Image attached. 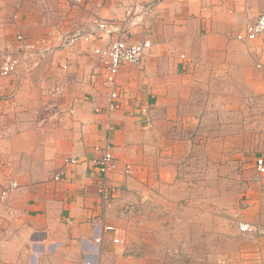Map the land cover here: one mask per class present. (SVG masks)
<instances>
[{
	"label": "crops",
	"instance_id": "1",
	"mask_svg": "<svg viewBox=\"0 0 264 264\" xmlns=\"http://www.w3.org/2000/svg\"><path fill=\"white\" fill-rule=\"evenodd\" d=\"M152 2L0 0V61L11 49L22 63L0 80V264H143L115 242L120 205L139 179L156 176L157 164L169 166L162 158L172 120L178 113L196 120L210 84L243 75L264 91V33L237 38L264 13V0ZM98 20L118 27L98 30ZM116 39H148L152 47L140 64L122 65L121 96L110 108L112 87L94 49ZM107 140L120 167L132 166L130 175L121 168L110 175L113 203L91 165ZM70 157L81 163L67 164ZM13 181L18 186L3 196ZM263 190L244 217L256 230L237 236L245 242L233 254L240 264H264Z\"/></svg>",
	"mask_w": 264,
	"mask_h": 264
},
{
	"label": "rangeland",
	"instance_id": "2",
	"mask_svg": "<svg viewBox=\"0 0 264 264\" xmlns=\"http://www.w3.org/2000/svg\"><path fill=\"white\" fill-rule=\"evenodd\" d=\"M237 80L210 84L196 120L186 123L179 113L172 120L177 125L162 158H170L169 166L157 164L156 176L146 174L135 195L122 199L117 244L125 254L143 264H225L228 258L240 264L233 254L245 242L237 236L250 232L241 224L264 187L257 169L264 159V91L257 78Z\"/></svg>",
	"mask_w": 264,
	"mask_h": 264
},
{
	"label": "built area",
	"instance_id": "3",
	"mask_svg": "<svg viewBox=\"0 0 264 264\" xmlns=\"http://www.w3.org/2000/svg\"><path fill=\"white\" fill-rule=\"evenodd\" d=\"M159 0H153V2L148 6L149 8ZM130 14V12H128ZM97 29L112 31L116 30L118 27L114 22L98 20ZM123 30V29H122ZM95 31V30H94ZM264 33V13H260L256 18H254L246 27L243 34H238L237 38L239 40H253L258 38ZM94 35V32H90L87 38L90 39ZM77 35L67 38V42H72ZM17 40L21 41L22 48H26L27 44L22 35L17 36ZM44 41V40H42ZM152 47V42L148 39L142 40L140 42H127L122 39H116L110 45L105 47H95L94 53L99 60L101 67V75L104 77L105 81L109 86L112 87L111 100L109 101V107L114 108L116 101L121 96V91L119 90L118 76L122 65L124 64H140L145 55ZM40 54V52H39ZM21 58L19 52L13 50H7L3 53L0 61V80L16 73L21 67ZM99 152V156L91 161L92 173L97 174L100 192L105 201L108 203H113L115 200V187L111 186L108 182L109 177L114 172L120 169L118 159L113 151V144L110 140H107L103 145L96 146L95 148ZM65 162L67 164H80L81 160L79 158H66ZM257 169L260 176L264 175V159L261 157L257 160ZM124 174L130 175L132 173V166L130 164H125L122 167ZM64 172H58L55 175V179L63 178ZM257 177V176H256ZM18 186L17 182H11L7 190L2 192L3 196H6L11 190ZM242 230L251 231L253 227L248 224L241 225ZM109 229H114L109 227ZM119 239H115L118 242Z\"/></svg>",
	"mask_w": 264,
	"mask_h": 264
},
{
	"label": "bare ground",
	"instance_id": "4",
	"mask_svg": "<svg viewBox=\"0 0 264 264\" xmlns=\"http://www.w3.org/2000/svg\"><path fill=\"white\" fill-rule=\"evenodd\" d=\"M246 27H247V25H246ZM246 27H245V30H246ZM244 32H245V31H244ZM244 32H241V33H239V34H243ZM245 224H248L249 226L253 227V230H251L250 232L256 230L255 226H253L251 223H242L241 225H245Z\"/></svg>",
	"mask_w": 264,
	"mask_h": 264
}]
</instances>
